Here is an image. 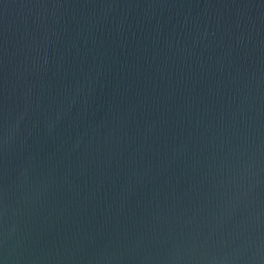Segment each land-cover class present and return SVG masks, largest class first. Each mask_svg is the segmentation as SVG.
I'll return each mask as SVG.
<instances>
[{"label":"water","instance_id":"water-1","mask_svg":"<svg viewBox=\"0 0 264 264\" xmlns=\"http://www.w3.org/2000/svg\"><path fill=\"white\" fill-rule=\"evenodd\" d=\"M0 264H264V0H0Z\"/></svg>","mask_w":264,"mask_h":264}]
</instances>
